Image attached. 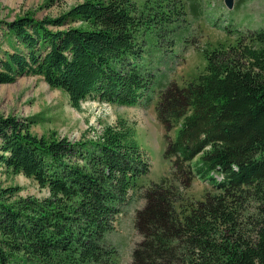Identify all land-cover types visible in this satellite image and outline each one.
<instances>
[{
  "label": "trees",
  "instance_id": "16d2710c",
  "mask_svg": "<svg viewBox=\"0 0 264 264\" xmlns=\"http://www.w3.org/2000/svg\"><path fill=\"white\" fill-rule=\"evenodd\" d=\"M199 4L83 0L54 18L0 19V84L38 75L76 109L88 99L127 107L149 100L154 61L187 42ZM196 49L204 71L160 91L155 112L170 177L146 187L138 180L150 164L126 120L72 142L0 116V165L47 191L16 199L19 188L0 187V264H116L105 235L135 197L145 203L134 215L131 264H264V28ZM195 178L215 190L187 200Z\"/></svg>",
  "mask_w": 264,
  "mask_h": 264
},
{
  "label": "rangeland",
  "instance_id": "374dc122",
  "mask_svg": "<svg viewBox=\"0 0 264 264\" xmlns=\"http://www.w3.org/2000/svg\"><path fill=\"white\" fill-rule=\"evenodd\" d=\"M82 1L0 0V19L10 21L25 14L37 19L54 18ZM198 2V18L190 16L188 19L191 23L185 34L187 42L177 43L173 55L166 56L160 63L154 61L158 71L148 94L149 100L143 98L136 105L127 107L88 99L76 109L65 92L50 87L41 76L24 75L12 83L0 84V116L24 118L32 122L30 130L33 134L50 136L54 133L57 138L66 137L72 142L93 139L105 126L113 125L118 119L126 120L135 126L137 141L150 164L149 174L138 180L140 186L169 178L170 164L163 158L164 129L155 112L160 91L168 83L184 86L204 71L205 58L196 46L213 49L219 44L229 45L234 43L238 34L264 28V0H232L230 8L225 0ZM169 135L173 138L175 132L171 131ZM0 187L19 188L16 199L28 196L41 199L47 195V191L40 189L35 181L22 174H12L2 165ZM214 190L209 181L195 178L183 195L187 200L196 201ZM144 203L143 197L132 199L118 216L115 229L105 235V241L116 249V264H131L132 250L139 240L133 225L134 215ZM178 206L175 205L177 210Z\"/></svg>",
  "mask_w": 264,
  "mask_h": 264
},
{
  "label": "water",
  "instance_id": "95a60500",
  "mask_svg": "<svg viewBox=\"0 0 264 264\" xmlns=\"http://www.w3.org/2000/svg\"><path fill=\"white\" fill-rule=\"evenodd\" d=\"M225 4L230 8L232 6V0H225Z\"/></svg>",
  "mask_w": 264,
  "mask_h": 264
}]
</instances>
